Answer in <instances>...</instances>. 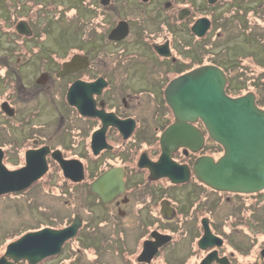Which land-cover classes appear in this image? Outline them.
Instances as JSON below:
<instances>
[{
  "label": "flooded vegetation",
  "instance_id": "flooded-vegetation-1",
  "mask_svg": "<svg viewBox=\"0 0 264 264\" xmlns=\"http://www.w3.org/2000/svg\"><path fill=\"white\" fill-rule=\"evenodd\" d=\"M77 1L63 5L67 39L57 40L54 12L41 11L54 0H0V157L15 179L0 185V264H264V187L221 190L195 174L199 158L224 151L200 117L168 134L175 78L218 66L239 96L228 92L231 57L218 55L228 1ZM201 18L209 25L198 36ZM27 152L46 168L21 187ZM38 188L58 204L48 208ZM72 225L39 261L8 250L27 233Z\"/></svg>",
  "mask_w": 264,
  "mask_h": 264
},
{
  "label": "water",
  "instance_id": "water-1",
  "mask_svg": "<svg viewBox=\"0 0 264 264\" xmlns=\"http://www.w3.org/2000/svg\"><path fill=\"white\" fill-rule=\"evenodd\" d=\"M208 25L209 20L201 18L194 24L193 31L202 36ZM70 66L71 63H65L64 70H68ZM225 84L224 72L219 67L210 65L201 66L172 80L166 89V98L177 121L170 127L168 134L178 128L183 129L186 120L200 117L210 136L223 146L224 153L217 161L208 156L199 158L194 164L195 174L217 189L256 192L264 187V109L256 105L252 92L238 97L227 95ZM77 85L76 82L69 90V100H72L71 92ZM93 89L94 86L91 85V90ZM26 156V165L19 170L22 172L19 177L22 180L21 187L38 178L46 168L44 163L37 170L32 164V154L27 152ZM9 174L14 173L6 170L0 157L1 186L15 180L12 177L7 182ZM15 178L17 179L16 176ZM96 187L98 185L91 186L94 191ZM74 226L27 233L11 243L8 250L16 251L11 253L13 258L27 256L33 262L39 261L58 252L62 242L75 233Z\"/></svg>",
  "mask_w": 264,
  "mask_h": 264
},
{
  "label": "rangeland",
  "instance_id": "rangeland-1",
  "mask_svg": "<svg viewBox=\"0 0 264 264\" xmlns=\"http://www.w3.org/2000/svg\"><path fill=\"white\" fill-rule=\"evenodd\" d=\"M226 1L228 2L225 3ZM229 1L231 0H224L225 4L222 7V10L232 15L227 23H225L229 29L225 31V37L218 42V55L220 53L222 56L224 53L228 54L231 57V64L234 67L233 70H231L232 73L229 74L232 79L230 83L231 90H228V92L233 95H242L251 91L256 95L258 104L264 108V68L262 69L260 67H264V0H235L233 7L230 6ZM67 2L72 4L79 3L77 0H54V4L50 5L47 3L49 8L41 10L42 12H46L47 10H52L54 12L55 18L53 22L57 32L51 36V39L60 40L62 36L67 39L68 20L66 13L68 9L63 7ZM202 13L206 12L201 11V14ZM217 23L221 25L219 17ZM240 59H242L241 65L236 66L234 62ZM1 76L2 74H0V77ZM1 93L2 87H0V94ZM48 116V114L44 115L45 118H48ZM219 154L220 153H218V155ZM42 190L43 191L38 188L37 196L39 197L41 195L44 197L43 204L48 208L56 206L59 201H57L51 193L46 192L43 188ZM32 203L33 200H31L29 204H26L31 205ZM62 204L66 205V202L63 201ZM12 208L13 207H9V214H13ZM51 209L59 213L61 207ZM18 215L22 216V212ZM41 219L44 220L43 217H41ZM42 224H44L43 221L41 224H37L28 219H21L20 226L24 225L25 228H35ZM12 234L14 233H9V235H7L10 236Z\"/></svg>",
  "mask_w": 264,
  "mask_h": 264
},
{
  "label": "trees",
  "instance_id": "trees-1",
  "mask_svg": "<svg viewBox=\"0 0 264 264\" xmlns=\"http://www.w3.org/2000/svg\"><path fill=\"white\" fill-rule=\"evenodd\" d=\"M243 58H244V57H243ZM243 58H242V59H243ZM242 59H240V60L237 61V62H234V64H235L236 66H240L241 63H242V62H241ZM259 66H260V65H259ZM260 67H261L262 69L264 68V67H262V66H260ZM257 104H258V102H257ZM258 105H259V104H258Z\"/></svg>",
  "mask_w": 264,
  "mask_h": 264
}]
</instances>
